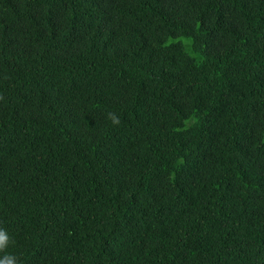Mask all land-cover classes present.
I'll return each instance as SVG.
<instances>
[{
    "label": "trees",
    "instance_id": "trees-1",
    "mask_svg": "<svg viewBox=\"0 0 264 264\" xmlns=\"http://www.w3.org/2000/svg\"><path fill=\"white\" fill-rule=\"evenodd\" d=\"M0 228L19 264H264V0H0Z\"/></svg>",
    "mask_w": 264,
    "mask_h": 264
},
{
    "label": "clouds",
    "instance_id": "clouds-1",
    "mask_svg": "<svg viewBox=\"0 0 264 264\" xmlns=\"http://www.w3.org/2000/svg\"><path fill=\"white\" fill-rule=\"evenodd\" d=\"M108 118L111 120L113 124H118L119 119L112 113H108ZM11 242V238L9 233L0 228V251L6 249ZM0 264H19L18 257L12 253H5L3 256H0Z\"/></svg>",
    "mask_w": 264,
    "mask_h": 264
}]
</instances>
